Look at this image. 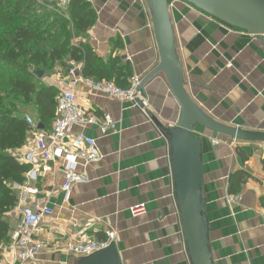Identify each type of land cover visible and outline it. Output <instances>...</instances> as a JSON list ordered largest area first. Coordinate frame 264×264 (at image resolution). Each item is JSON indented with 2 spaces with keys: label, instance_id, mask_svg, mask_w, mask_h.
<instances>
[{
  "label": "crops",
  "instance_id": "crops-1",
  "mask_svg": "<svg viewBox=\"0 0 264 264\" xmlns=\"http://www.w3.org/2000/svg\"><path fill=\"white\" fill-rule=\"evenodd\" d=\"M88 1L97 20L82 42L93 48L99 62L116 68L128 64L141 82L160 61L147 1ZM169 5L187 93L216 121L264 133V35L233 28L185 0H169ZM66 63L43 74L42 82L59 91L70 85V69L81 63ZM75 90L86 111L102 119L111 116L117 129L106 136L95 125L75 129L97 139L102 158L79 168L89 181L75 185L68 201L61 190V165L45 163L37 154V178L29 184L38 193L26 194L23 185L17 186L19 202L8 213L12 229L20 222L21 205L48 206L54 213L43 218L36 234L46 242L40 264H78L82 257L67 245L86 235L104 239L107 231L116 233L122 264H192L165 131L176 124L181 106L165 74L144 85L145 109L92 92L83 83ZM26 115L40 127L37 113ZM53 120L40 128L50 129ZM194 132L203 141L202 193L212 263L264 264V141L213 138L201 125ZM31 145L27 141L13 153L24 161ZM237 194L242 200L228 204L226 197ZM140 204L144 209L134 214L132 207ZM6 245L0 243V263Z\"/></svg>",
  "mask_w": 264,
  "mask_h": 264
},
{
  "label": "trees",
  "instance_id": "trees-1",
  "mask_svg": "<svg viewBox=\"0 0 264 264\" xmlns=\"http://www.w3.org/2000/svg\"><path fill=\"white\" fill-rule=\"evenodd\" d=\"M38 8L39 0H0V81L9 93L33 107L41 126L56 117L60 91L42 78L57 63L75 61L82 64L86 77L129 86L132 70L128 64L116 68L99 62L93 48L82 42V35L97 20L88 0H69L65 8L58 5L55 11L46 6L37 13ZM39 70L44 71L42 77L36 74ZM26 116L0 95V243L9 240L12 225L8 213L17 207V186L24 185L31 169V164L13 153L28 141Z\"/></svg>",
  "mask_w": 264,
  "mask_h": 264
},
{
  "label": "water",
  "instance_id": "water-1",
  "mask_svg": "<svg viewBox=\"0 0 264 264\" xmlns=\"http://www.w3.org/2000/svg\"><path fill=\"white\" fill-rule=\"evenodd\" d=\"M151 11L159 48V64L140 82L139 88L159 73H164L181 109L175 125L165 127L169 136L176 200L192 264H213L209 249L208 219L203 197L202 139L194 130L201 125L213 138L224 135L242 141H264V133L252 132L216 121L187 93L183 67L177 54L169 0H146ZM219 21L239 30L264 35V0H185ZM38 76L43 70L36 72ZM142 106V102L138 101ZM154 121H156L154 119ZM40 127H42L40 125ZM78 264H122L115 242Z\"/></svg>",
  "mask_w": 264,
  "mask_h": 264
},
{
  "label": "built area",
  "instance_id": "built-area-1",
  "mask_svg": "<svg viewBox=\"0 0 264 264\" xmlns=\"http://www.w3.org/2000/svg\"><path fill=\"white\" fill-rule=\"evenodd\" d=\"M68 2L69 0H60L58 5L60 8H65ZM81 67L80 64V66L70 69L71 83L60 91L56 117L50 129H41L39 123L30 115L25 118L30 129L28 142L32 143L28 154L22 158L24 162L31 164V169L26 173V181L23 185V191L26 194L35 195L38 193V190L29 184L30 180L37 178L34 159L38 154L45 163L61 165L60 171L63 175L61 190L64 200H70L74 186L89 181L87 174L80 171L79 168H85L102 158L97 139L75 129L95 125L103 136L111 135L117 129V123L111 116L106 115L102 119L81 106L75 90L76 85L83 83L92 92L128 101L142 109L148 107L146 93L139 88L140 79L138 77H131L129 86L123 88L110 80L86 77L82 74ZM138 101L142 102V106ZM226 199L228 204L232 205L242 200V196L239 194L228 195ZM143 209L144 204L132 207L134 214ZM19 211L20 222L10 232L7 247L4 249L6 257L0 264H40L38 255L45 248L46 242L38 239L36 234L40 230L43 218L46 215H53L54 209L48 206L35 209L30 205H21ZM115 238L114 231H107L104 239L86 235L67 246L72 254L85 257L108 247Z\"/></svg>",
  "mask_w": 264,
  "mask_h": 264
},
{
  "label": "rangeland",
  "instance_id": "rangeland-1",
  "mask_svg": "<svg viewBox=\"0 0 264 264\" xmlns=\"http://www.w3.org/2000/svg\"><path fill=\"white\" fill-rule=\"evenodd\" d=\"M39 4H40V8H38L37 13H42V11L44 12V10L47 9L46 6L51 11H55L56 8H58V3L56 1H54L53 3V0H47V1L39 0ZM56 4L57 6H55ZM9 92H10V89H6L4 85H2V81H0V95L1 97H3L4 102L8 103V101H11L13 105H15L17 110L20 112H25L29 114L33 113L32 111L34 110L32 109L33 108L32 106H27V104L24 103V101L22 100L20 96L18 95L16 96L15 94H12Z\"/></svg>",
  "mask_w": 264,
  "mask_h": 264
}]
</instances>
